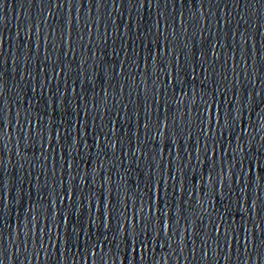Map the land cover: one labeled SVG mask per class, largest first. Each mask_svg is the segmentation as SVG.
Returning <instances> with one entry per match:
<instances>
[{
  "label": "water",
  "instance_id": "water-1",
  "mask_svg": "<svg viewBox=\"0 0 264 264\" xmlns=\"http://www.w3.org/2000/svg\"><path fill=\"white\" fill-rule=\"evenodd\" d=\"M0 264H264V0H0Z\"/></svg>",
  "mask_w": 264,
  "mask_h": 264
}]
</instances>
